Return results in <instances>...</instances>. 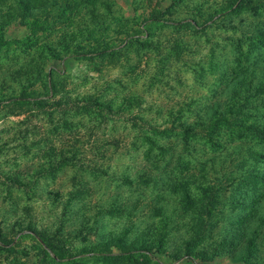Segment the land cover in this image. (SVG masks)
<instances>
[{"label": "rangeland", "instance_id": "374dc122", "mask_svg": "<svg viewBox=\"0 0 264 264\" xmlns=\"http://www.w3.org/2000/svg\"><path fill=\"white\" fill-rule=\"evenodd\" d=\"M20 1L0 0V264H264V143L204 131L263 124L264 13Z\"/></svg>", "mask_w": 264, "mask_h": 264}, {"label": "trees", "instance_id": "16d2710c", "mask_svg": "<svg viewBox=\"0 0 264 264\" xmlns=\"http://www.w3.org/2000/svg\"><path fill=\"white\" fill-rule=\"evenodd\" d=\"M68 1H69L68 3L62 6V4L59 5V0H22L19 2V6L26 13H28L32 8H36V9L45 8L43 10L45 13L47 10L48 13L46 14L48 15L52 14L51 13L52 11H58L59 17H61L62 14H65L67 11L72 12L78 9V5H72V3H70V1L73 0H68ZM81 1L83 4L85 3L87 4L89 2V0H81ZM248 1L249 0H236L235 9L236 8L240 9L244 5V3H247ZM250 3H252V0L248 2V5L252 6L251 8L253 13L252 15L255 16V18L260 17L264 13V2H262L261 4H255V6L251 5ZM100 4L102 6L105 5L106 7H108L107 1L101 0ZM262 8H263V12L261 11ZM230 10L232 11L234 10V8H231ZM87 12L89 15L93 12V10L91 11L90 9H87ZM253 23L258 29L257 30L258 36L264 37V27L259 26L261 23H259L258 21H254ZM48 24H49L48 19H46L45 21H41V19H34L33 23L29 25L30 29L32 30V35H36L38 31H45L48 28ZM81 25H83L81 28H83L84 25H86V29H87L89 24L85 21ZM6 44L7 41L4 39V36L0 35V48ZM239 110L240 112H242V109ZM246 116L247 114L245 112L243 114H240L239 111L235 112L233 109H231V112H229V116H226V114L220 112L218 115H216V119L214 121H211L209 125L206 126L204 131L212 132L221 125H225L229 128L231 132H237L240 138L249 139L250 137H253L255 141H262L264 143V122L261 125H257L255 123H248V121H243V122L239 121L240 119L246 118ZM185 134L189 137H195L198 135L192 129H187ZM259 155L261 157L264 156V154L262 153H260ZM133 253H139V252L137 250L135 252L130 251L128 252V254H125L124 256L133 255Z\"/></svg>", "mask_w": 264, "mask_h": 264}]
</instances>
